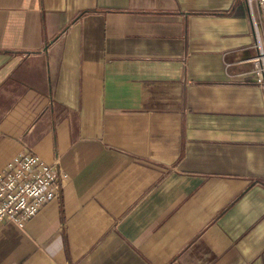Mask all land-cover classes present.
<instances>
[{"label": "crops", "instance_id": "crops-1", "mask_svg": "<svg viewBox=\"0 0 264 264\" xmlns=\"http://www.w3.org/2000/svg\"><path fill=\"white\" fill-rule=\"evenodd\" d=\"M248 0H0V171L64 175L0 264H264V85Z\"/></svg>", "mask_w": 264, "mask_h": 264}, {"label": "built area", "instance_id": "built-area-1", "mask_svg": "<svg viewBox=\"0 0 264 264\" xmlns=\"http://www.w3.org/2000/svg\"><path fill=\"white\" fill-rule=\"evenodd\" d=\"M252 30L259 48L253 60L257 83L264 85V0H248ZM64 175L55 164L33 154L15 157L0 171V224L23 225L58 195Z\"/></svg>", "mask_w": 264, "mask_h": 264}]
</instances>
